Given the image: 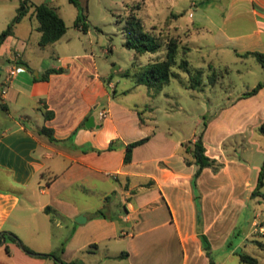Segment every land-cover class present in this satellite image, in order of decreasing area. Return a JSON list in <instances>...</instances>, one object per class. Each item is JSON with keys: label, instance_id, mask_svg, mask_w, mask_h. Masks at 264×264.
I'll list each match as a JSON object with an SVG mask.
<instances>
[{"label": "rangeland", "instance_id": "1", "mask_svg": "<svg viewBox=\"0 0 264 264\" xmlns=\"http://www.w3.org/2000/svg\"><path fill=\"white\" fill-rule=\"evenodd\" d=\"M29 1L48 3L66 25V32L59 40L40 46V32L34 28L32 34L29 33L30 23L33 27L37 23L35 17L30 16L32 8L20 22L18 33L22 43L19 45L24 49L23 57L33 73L42 72L52 64L59 65L67 69L69 79L76 80L75 92H78L80 83L87 81L88 74L96 77L97 73L101 80H105L104 88L108 94L98 97L82 118L79 128L86 126L88 119L96 117L99 110L109 106L113 121L126 122V134L122 136L128 143L150 135L148 141L136 146L134 159L137 162L149 158L146 170L154 173H157L155 165L158 160L185 165L182 155L187 154L183 144L205 128L203 140L207 154L224 164L217 173L204 169L197 179L200 199L198 207L196 204L195 207L199 226L204 222H214L216 225L210 234L219 236L214 237L217 246L212 249L213 260L215 264H249L240 260L238 252L255 257L258 264H264V232L259 231L264 223V199L251 197L264 160V135L258 132V126L264 119L263 101L253 99L231 107L239 95L264 81L261 63L254 56L239 55L246 51L264 53V26L260 25L262 29L258 35L250 37L248 35L257 28L251 14L234 15L251 7L248 0H236L234 5H229L230 0H78V6L69 0ZM137 5L139 7L135 9ZM133 9L145 29L153 26L163 33L167 29L170 35L190 46L187 58L192 69L203 70L202 89L186 88L176 78H171L159 90L136 83L137 74L152 55L138 56L135 65L134 51L123 45L122 25ZM79 13L84 15L83 21L88 25L86 32L75 25ZM172 13L182 14L172 17ZM167 17L171 21L170 27L164 26ZM58 56L62 57L60 61H57ZM82 63L88 73L77 79L74 73L81 69ZM28 74L31 76L30 71ZM212 74L217 79L213 84L210 83ZM181 75L188 77L184 72ZM106 78L113 82L115 91L107 86ZM117 109L129 113L125 120L116 114ZM138 112L144 119L141 125ZM11 123L0 108V128ZM98 125L97 121L95 126ZM73 138L71 136L64 141L70 145ZM114 142V149L123 146L122 138L117 137ZM88 147L82 146L84 149ZM195 169V165H190L186 171L193 174ZM120 182L123 181L107 175L97 182L88 180L77 186L73 200L83 216L87 215L89 219L82 223L74 222L82 229L83 244L76 263H85L83 258L101 259L105 254L103 245L94 255L87 250L91 244L88 240L97 232L94 213H106L107 218L115 220L119 228L124 224L118 217L125 213V192ZM261 191L264 192V186ZM202 194L205 195L203 203ZM129 195L126 192V198ZM132 200L136 206L138 200ZM157 206V202H153L148 210ZM161 211L165 215L169 213L164 205L149 213L155 222L163 219ZM129 216L126 232L132 231V225L138 218L137 213ZM91 250L96 249L92 247Z\"/></svg>", "mask_w": 264, "mask_h": 264}, {"label": "crops", "instance_id": "2", "mask_svg": "<svg viewBox=\"0 0 264 264\" xmlns=\"http://www.w3.org/2000/svg\"><path fill=\"white\" fill-rule=\"evenodd\" d=\"M235 2L230 0L229 5ZM248 2L251 7L234 15L251 14L257 27L248 35L252 37L258 35L262 29L260 25L264 26V0ZM18 6L19 0H0V32L13 19ZM29 14L28 11L15 25L12 35L0 45V108L12 122L0 128V235L6 234L0 242V264H58L46 254L58 250L62 243L61 261L76 264L83 244L82 229L74 222L77 223L76 218L84 222L89 217L80 212L73 195L80 183L97 182L107 175L123 181L120 184L125 192V213L118 217L124 224L119 228L115 220L94 213L97 232L88 242L94 243L96 250L88 253L94 255L101 245L106 251L101 259L83 258L84 264L102 261L107 262L105 264H208L198 234L201 232L207 236L211 249L217 246L214 237L219 236L210 234L216 225L214 222L199 226L190 183L192 174L186 171L190 165H186L182 158L185 165L158 160L155 165L157 173L150 172L146 170L149 158L137 162L134 159L136 147L132 161L124 163L128 141L122 135L126 134V122L113 121L109 106L99 110L107 112L104 119L93 116V126L79 128L82 118L98 97L108 94L104 88L105 80H101L97 73L96 77L88 74L87 81L80 83L78 92H75L78 85L74 78L69 79L67 69L49 74L47 80L38 78L49 68L61 67L56 64L47 66L42 72L37 71V79H34L33 69L23 57L24 49L19 45L22 40L18 33L20 22ZM34 28L30 23V34ZM61 58L58 56L57 61ZM14 63L21 65L23 71L8 80V69ZM84 65L82 63L81 69L74 73L75 78L88 73ZM106 79L107 86L115 91L113 82ZM253 99L262 100L264 109V87L251 97L237 100L231 107ZM45 110L54 112L52 118H45ZM116 111L123 120L129 115L124 109ZM97 121L100 125L95 126ZM42 126L52 128L57 140L40 134L38 130ZM71 136H74L73 144L69 145L64 139ZM117 137L122 138L123 146L114 149ZM84 145L89 147L84 149ZM150 181L153 185L145 187ZM132 189L137 192L131 194ZM126 192L130 194L129 201ZM204 198L202 194V203ZM132 199L138 200L136 206ZM153 202L158 206L148 210ZM163 205L169 213L165 215L161 211L163 219L155 222L149 213ZM46 207L50 208L46 211ZM131 213H137L138 218L132 231L126 232V221L130 220ZM119 254L122 255L117 257Z\"/></svg>", "mask_w": 264, "mask_h": 264}, {"label": "trees", "instance_id": "3", "mask_svg": "<svg viewBox=\"0 0 264 264\" xmlns=\"http://www.w3.org/2000/svg\"><path fill=\"white\" fill-rule=\"evenodd\" d=\"M74 3L76 6L79 5L78 0H69ZM137 5L135 7L138 8ZM32 8V14L36 19V30L40 32V40L39 45L45 46L47 44H51L59 40L66 32V25L62 17L57 13L56 9L49 5L46 2L42 3H32L29 0H19V6L17 8L16 14L13 19L8 23L6 28H4L0 32V45L6 40V38L12 35L15 25L22 19L24 15H26L29 9ZM182 14V13H181ZM180 14V15H181ZM178 15V16H180ZM172 17H178L176 14L172 13ZM84 20V15L80 13L77 15L75 19V25L82 31L86 32L88 29V25ZM170 18L167 17L164 26H169ZM162 26V27H164ZM122 30L124 32V42L123 45L134 51V64L136 65V61L138 56L149 53L152 56L150 57L148 63L142 68V70L137 74L136 83L137 84H145L149 88H153L155 90L161 89L164 85L168 84L171 78H176L180 84L186 88L190 89H202L204 83L202 81L203 70L201 68L192 69L190 66V62L187 58L188 52L190 51V46L187 43H182L179 38L176 36L170 35L169 31L166 29L165 33L162 31H156L155 27H151V29H145L141 19L135 14L134 9L124 18V23L122 25ZM242 57L254 56L264 67V53L259 51H246L242 54H239ZM64 69L60 68H49L47 71L39 76V79L47 80L49 74L51 73H61ZM181 72L187 73L188 77L185 78L181 75ZM37 79V77H34ZM216 75L212 74L210 77V83L213 84L216 82ZM262 87H264V81L258 82L251 90L243 92L237 100L242 98H248L255 95ZM236 100V101H237ZM264 110V109H263ZM54 112L52 110H45L44 116L46 119L52 118ZM139 124H143L144 119L141 116V113L138 112ZM204 126L206 127V122H204ZM40 134L46 135L51 140L56 141L57 139L53 136L52 128L47 126H42L39 130ZM205 128L199 133L196 134L193 139L185 142L184 151L187 155H182L183 162L186 165H195L196 169L191 177V187L194 195V201L196 202V207H198V200L200 199V194L198 192L197 187V179L201 174L204 168H209L213 173H217L220 168L224 165L223 162H219L216 158L211 157L206 152V146L204 144L203 135ZM258 132L264 135V119L258 126ZM150 139V135L139 138L132 142L125 144V151L123 162L130 163L132 161V152L133 149L145 143ZM111 146H109V149ZM153 185V181L146 183L144 186L149 188ZM264 186V160L261 165L257 183L255 188L251 192V197L261 196L264 199V192L261 191V188ZM128 186L126 185V188ZM131 194H135L137 192L136 189H132ZM131 197H127L126 200L129 201ZM50 207H46L47 211ZM100 217H107V214L99 211L97 213ZM199 220V218L197 217ZM199 238L202 244V249L204 250L206 256L209 261L208 264H215L212 257V249L210 242L207 236L204 233H199ZM6 234L3 233L0 235V242ZM15 239L16 237L13 236ZM8 238L12 239V237ZM260 246H263V243H259ZM95 244L91 243L89 245L88 251L94 247ZM24 249L31 253V251L24 247ZM64 249V243L61 244L58 250L51 251L47 253V256L52 257L56 262L61 261L60 253ZM240 260L243 262H247L249 264H258V261L255 257H252L248 254L238 253ZM122 254H119L117 257H120ZM63 264H75V262L65 263L61 261Z\"/></svg>", "mask_w": 264, "mask_h": 264}, {"label": "built area", "instance_id": "4", "mask_svg": "<svg viewBox=\"0 0 264 264\" xmlns=\"http://www.w3.org/2000/svg\"><path fill=\"white\" fill-rule=\"evenodd\" d=\"M21 71H23V67L21 65H19L17 63L10 65L6 79L10 80L11 77L15 76L16 74L20 73ZM98 115H99V118L104 119L107 116V112L105 110H102L98 113ZM259 231L264 232V223L261 224Z\"/></svg>", "mask_w": 264, "mask_h": 264}, {"label": "water", "instance_id": "5", "mask_svg": "<svg viewBox=\"0 0 264 264\" xmlns=\"http://www.w3.org/2000/svg\"><path fill=\"white\" fill-rule=\"evenodd\" d=\"M35 76L37 77L38 75L35 74ZM94 125V117H90L86 123V127H91ZM77 222H82V220L80 218H76ZM58 264H63L61 261H57ZM76 264H84L82 261H78Z\"/></svg>", "mask_w": 264, "mask_h": 264}]
</instances>
